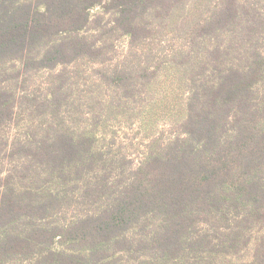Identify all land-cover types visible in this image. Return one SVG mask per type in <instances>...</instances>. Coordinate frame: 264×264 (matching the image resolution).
<instances>
[{
  "label": "trees",
  "instance_id": "16d2710c",
  "mask_svg": "<svg viewBox=\"0 0 264 264\" xmlns=\"http://www.w3.org/2000/svg\"><path fill=\"white\" fill-rule=\"evenodd\" d=\"M113 34L145 59L74 96L67 67L105 62ZM24 102L36 125L10 142ZM0 141V264H264V0H0Z\"/></svg>",
  "mask_w": 264,
  "mask_h": 264
},
{
  "label": "rangeland",
  "instance_id": "374dc122",
  "mask_svg": "<svg viewBox=\"0 0 264 264\" xmlns=\"http://www.w3.org/2000/svg\"><path fill=\"white\" fill-rule=\"evenodd\" d=\"M92 14L96 19H99V17H104L103 23L106 22L107 20H110V17H112L111 14H106L104 12V7L103 5H99L93 8ZM101 28L94 27L93 30L90 32L91 35H93L94 38H99L101 36V32H98L96 30H99ZM112 38H116L115 42L113 43L114 45L110 48L108 58L105 62L102 61H85L83 63H80L79 66H69L66 69V74L72 78V81L75 79L76 83L75 85L73 84V95L76 97H79L84 94H97L101 95L103 97L106 96H111L114 94V91L112 89L106 88V87H100L96 83L99 82L98 80V75L101 70H108L112 69L114 66H116L119 63H122L123 60L129 55L130 57L136 56L139 60L141 58V62L139 60H136L135 63H142V61L145 59L143 58V52L149 42L147 41V44H144L143 50H137L133 49L130 42H128V38L126 36L118 35V34H113V35H106L105 39L107 42H109ZM164 43L161 42V49L164 47L167 48H172L175 46V34L170 33L167 37H164ZM152 48H160V44L158 40H152ZM142 47H140L141 49ZM155 55H158V52L155 51ZM129 61L131 59L129 58ZM133 62V61H132ZM49 76L46 73H37L33 74L30 77L26 78V82L24 84V88H26V92L28 94H35L38 95L40 94L41 96H45L47 89H46V82L48 81ZM166 80L165 84L163 86H160L158 89V94H172L173 92L175 93V82H173V78L170 77L168 80L165 77ZM163 80V79H162ZM161 80V82H162ZM23 82V81H22ZM23 86L20 88L19 93L17 94V97H23V91L24 89ZM18 92V91H17ZM20 95V96H19ZM26 96L23 97V99ZM81 113V112H80ZM78 113V114H80ZM31 111L29 110L28 107V102L23 103V109L21 111L17 112V115L12 123L11 126L7 125L5 128L4 133H6V138L9 139L11 142L12 140H15L16 138V130H19V127H22L24 130H28V128H33L34 125H36V120L33 119L31 116ZM75 114L76 116H73L72 118L69 119H74V118H79V115ZM82 120L78 121H68V125H72L73 123H82ZM83 124V123H82ZM160 129H163L165 132V136H168L172 129L169 126H161ZM21 132V131H20ZM23 134H21L22 137ZM117 141L121 144V147L123 149L124 153L129 154V156H132V158L136 159V162L140 160V154L144 150L143 145H139L140 138L142 136V133L138 129H128L124 128L118 129L117 130ZM2 142L0 141V148L2 147ZM6 151H0V176L1 173L4 174V172L8 171L11 165V162L7 156H5ZM5 158V159H4Z\"/></svg>",
  "mask_w": 264,
  "mask_h": 264
}]
</instances>
